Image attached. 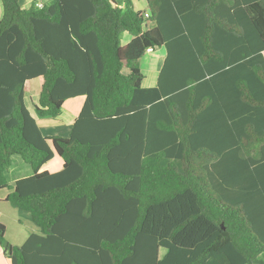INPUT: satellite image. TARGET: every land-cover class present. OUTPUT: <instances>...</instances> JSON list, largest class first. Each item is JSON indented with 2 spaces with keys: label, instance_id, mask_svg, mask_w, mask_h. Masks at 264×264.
<instances>
[{
  "label": "trees",
  "instance_id": "1",
  "mask_svg": "<svg viewBox=\"0 0 264 264\" xmlns=\"http://www.w3.org/2000/svg\"><path fill=\"white\" fill-rule=\"evenodd\" d=\"M0 2V190L40 229L15 245L0 219L10 264H264V0ZM34 79L38 118L85 97L68 136Z\"/></svg>",
  "mask_w": 264,
  "mask_h": 264
},
{
  "label": "rangeland",
  "instance_id": "2",
  "mask_svg": "<svg viewBox=\"0 0 264 264\" xmlns=\"http://www.w3.org/2000/svg\"><path fill=\"white\" fill-rule=\"evenodd\" d=\"M28 0H20L21 5L24 7L27 6ZM137 8H143L145 6L146 0H133ZM153 24H150L152 26ZM131 38V35L128 32H123L122 34V42L125 43ZM166 48L165 46H158L154 51H149L145 54V56L141 59V67L142 70L146 76V78L143 81V85L145 87L147 86H154L157 84L158 77H159V71L163 64L164 58L166 56ZM28 90L30 95L35 94L37 96L39 94V85L38 80L34 79L33 82L28 83ZM82 97V96H81ZM29 100V99H28ZM35 99L31 98V101L29 100V104L33 108L35 105ZM35 112V109H32ZM67 115L69 113L65 112L64 118H60L56 121L55 119H52L53 122L58 123L57 128L59 130V133L61 135H69L71 128H72V122L67 120ZM62 160L60 156L56 155L55 158L50 161L45 167H50L52 171L56 170L55 168V161ZM32 168L29 163L25 162V160L20 155H14L12 165L10 166L9 170L7 171V177L9 182L13 185L15 183V178L17 176L20 177L24 174H31ZM14 181V182H13ZM2 190H10L9 188H4ZM11 205V204H8ZM12 207V205L10 206ZM25 215H28L27 212H24L22 210H19L17 208H12L6 215H2L3 220L7 223V239L14 241V235H16L19 232H22L24 230L27 231V234L29 235L32 231H30L31 226L34 225L32 218H27ZM18 219L22 221L23 224H18ZM36 227V226H34ZM39 229V228H38Z\"/></svg>",
  "mask_w": 264,
  "mask_h": 264
},
{
  "label": "crops",
  "instance_id": "3",
  "mask_svg": "<svg viewBox=\"0 0 264 264\" xmlns=\"http://www.w3.org/2000/svg\"><path fill=\"white\" fill-rule=\"evenodd\" d=\"M33 0H28L27 2V6L26 7H29V5L31 4V2H32ZM37 1V0H36ZM44 2L46 1V0H43ZM147 5H148V3H147V0H146V3H145V6L142 8H137V9H147ZM23 6V5H22ZM24 7V6H23ZM148 12H149V10H148ZM150 13V12H149ZM2 14H3V8H2V4H1V2H0V18H1V16H2ZM129 41V40H128ZM166 55H167V52H166ZM166 57V56H165ZM164 60H165V58H164ZM163 63H164V61H163ZM163 65V64H162ZM161 68H162V66H161ZM161 68H160V70H161ZM160 72V71H159ZM37 80V79H36ZM34 80H31V82H33ZM38 85H39V82H38ZM148 87V86H147ZM31 98L32 99H35V102L37 101V99H38V95L37 96H35V94H32V95H30V93H29V90H27V97H26V101H27V105L29 106V108H30V110H31V112H32V114L33 115H35L36 116V114H35V112L32 110L33 108H34V106H33V108L31 107V105L29 104V100L31 101ZM29 99V100H28ZM84 101H85V97L84 96H78V97H75V98H71V99H68L66 102H65V104H64V107H63V112H62V114L60 115V116H58V117H56V118H38L37 116V118H38V121L40 122V125H41V127H42V130H43V132H44V134L45 135H57V134H60L59 133V130H58V128H57V125H58V123H55V122H53L52 121V119H55L54 121H56V120H58V119H60V118H64V114H65V112H67V113H69V115H67V120L68 121H71L72 123H74V121H75V119H76V117L78 116V114H79V112H80V110H81V108H82V106H83V103H84ZM73 125V124H72ZM71 132V131H70ZM70 134V133H69ZM61 135V134H60ZM63 136H68V135H63ZM55 158V157H54ZM53 158V159H54ZM52 159V160H53ZM62 159V158H61ZM51 160V161H52ZM59 160V159H58ZM63 164H64V161L63 160H59V161H55V168H56V170H54V171H52L51 170V168L50 167H48V169H49V171L50 172H57V171H59L61 168H62V166H63ZM33 173V172H32ZM32 173L31 174H24V175H22L21 177H20V175L19 176H17L16 178H15V180L14 181H16L17 179H19V178H22V177H25V176H30V175H32ZM13 181V182H14ZM10 193V190H0V219H1V221L6 225V236L8 237V235H7V228H8V225H7V223L3 220V217H2V215H6L7 213H8V211H10L12 208H15V207H10L11 205H8V204H11L10 202H8L7 200H6V197H7V195ZM25 217H26V219L28 218H31V215L28 213V215H25ZM23 224L22 223V221L20 220V219H18V224ZM34 226H36L35 224L33 225V226H31L30 225V231H32L29 235L27 234V231L26 230H24V231H22V232H19V233H17L16 235H14V241H11V240H8L9 242H11L12 244H15V245H22V244H24V242L28 239V237L31 235V234H33V233H40V229H38V227L36 226V227H34ZM6 237V238H7ZM0 264H10V261H9V259L5 256V254L3 253V250L1 249L0 250Z\"/></svg>",
  "mask_w": 264,
  "mask_h": 264
},
{
  "label": "built area",
  "instance_id": "4",
  "mask_svg": "<svg viewBox=\"0 0 264 264\" xmlns=\"http://www.w3.org/2000/svg\"><path fill=\"white\" fill-rule=\"evenodd\" d=\"M37 6L42 8L44 6V1L43 0H37ZM149 16H150V13L147 12L146 17H149Z\"/></svg>",
  "mask_w": 264,
  "mask_h": 264
}]
</instances>
